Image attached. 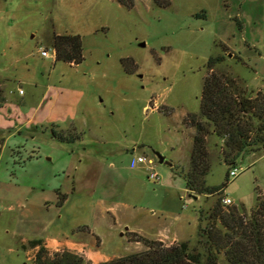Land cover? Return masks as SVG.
Instances as JSON below:
<instances>
[{
    "label": "rangeland",
    "instance_id": "rangeland-1",
    "mask_svg": "<svg viewBox=\"0 0 264 264\" xmlns=\"http://www.w3.org/2000/svg\"><path fill=\"white\" fill-rule=\"evenodd\" d=\"M66 33L82 36L79 64L55 58L54 36ZM218 54L217 74L249 96L264 92V0H0V264H35L38 237L49 256L70 250L92 264L146 250L143 238L204 252L201 232L220 197L250 212L264 196V155L230 165L214 132L206 182L241 172L223 193L186 188L191 115L203 120L206 63ZM53 128H75L76 139L61 142ZM138 155L154 157L162 182L132 167ZM58 233L61 243L46 242Z\"/></svg>",
    "mask_w": 264,
    "mask_h": 264
},
{
    "label": "trees",
    "instance_id": "trees-1",
    "mask_svg": "<svg viewBox=\"0 0 264 264\" xmlns=\"http://www.w3.org/2000/svg\"><path fill=\"white\" fill-rule=\"evenodd\" d=\"M171 1L154 0L162 7L169 6ZM117 2L126 8L135 5V0ZM52 47L57 61L79 64L84 59L83 40L78 33L55 34ZM224 60L223 54L208 59L206 66L210 73L204 79L199 113L203 120H199L197 114L191 115L197 132L185 180L186 188L199 194L223 193L231 178L229 169L225 183L214 186L206 182L205 175L210 168L206 139L209 133L214 132L223 138L224 159L230 165L237 164L247 154H264V92L259 91L256 97L249 96L232 75L217 74L215 67ZM123 63L126 64L127 60L123 59ZM74 129L53 128V137L61 142H72L76 139L70 133ZM223 198L220 197L212 208V221L201 232L204 252L192 250L187 242L166 245L157 239L143 238L146 250L95 264H222L219 258L222 252L231 264H264V196L258 195L250 212L244 207L241 211L238 206L224 204ZM31 244L39 246L35 264H92L70 250L49 256L42 238L33 239Z\"/></svg>",
    "mask_w": 264,
    "mask_h": 264
},
{
    "label": "built area",
    "instance_id": "built-area-1",
    "mask_svg": "<svg viewBox=\"0 0 264 264\" xmlns=\"http://www.w3.org/2000/svg\"><path fill=\"white\" fill-rule=\"evenodd\" d=\"M41 53L44 56L50 55L48 49H43ZM20 93H24L23 89H20ZM140 164L147 165V169L149 172V178L154 179L155 181H158V182H162V175L157 169L154 157H147L146 155H138L136 158H133L131 161L132 166H137ZM240 172H241V168L234 166L230 169L229 175L231 178L236 177L237 175H239ZM232 202L233 200L228 196L223 198V203L226 205L232 204Z\"/></svg>",
    "mask_w": 264,
    "mask_h": 264
},
{
    "label": "crops",
    "instance_id": "crops-1",
    "mask_svg": "<svg viewBox=\"0 0 264 264\" xmlns=\"http://www.w3.org/2000/svg\"><path fill=\"white\" fill-rule=\"evenodd\" d=\"M51 87H49V89H50ZM22 94H24V93H22ZM21 95V94H20ZM47 98V96H45V99ZM47 100V99H46ZM56 101H54V102H50L48 105H47V108H46V112H45V114H48V112H49V110L50 111H54V110H56ZM43 105H44V101H43V103L41 104V108L43 107ZM45 114L44 115H42V120L43 121H45L46 120V116H45ZM58 114H54V115H52V117L50 118V120L49 121H51V125L52 124H55L56 122V120H58V116H57ZM134 149H135V147H134ZM264 155V154H263ZM160 162V161H159ZM169 164V163H168ZM113 165V164H112ZM171 166L173 165V163H171L170 164ZM132 167H143V168H145L147 171H148V169H147V165H145V164H140V165H137V166H132ZM101 169V168H100ZM100 172V171H99ZM262 192H263V194H264V191L263 190H261ZM103 201V200H102ZM69 202V200H67L66 201V203H68ZM63 206H65V204L63 205ZM112 208H113V206H105L104 208H103V210L105 209L106 211H110V210H112ZM61 234H63V233H61ZM60 233H58V235H56V236H51V238H45L46 239V242H50V243H61L60 241H59V239L60 238H62V237H64L63 235H61ZM38 238H42V237H38ZM43 239V238H42ZM51 239V240H50Z\"/></svg>",
    "mask_w": 264,
    "mask_h": 264
},
{
    "label": "water",
    "instance_id": "water-1",
    "mask_svg": "<svg viewBox=\"0 0 264 264\" xmlns=\"http://www.w3.org/2000/svg\"><path fill=\"white\" fill-rule=\"evenodd\" d=\"M156 157L158 158V160L160 162H167V163L171 164V162L165 161V157L163 155H161L159 152H156Z\"/></svg>",
    "mask_w": 264,
    "mask_h": 264
}]
</instances>
